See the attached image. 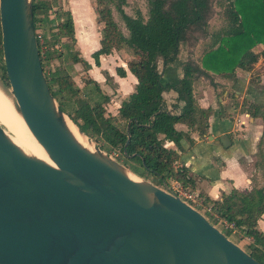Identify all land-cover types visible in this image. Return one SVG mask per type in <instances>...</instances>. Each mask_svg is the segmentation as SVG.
<instances>
[{"label": "water", "instance_id": "water-1", "mask_svg": "<svg viewBox=\"0 0 264 264\" xmlns=\"http://www.w3.org/2000/svg\"><path fill=\"white\" fill-rule=\"evenodd\" d=\"M0 39V92L51 162L0 125V264H261L202 212L94 146L62 112L40 64L31 0H0Z\"/></svg>", "mask_w": 264, "mask_h": 264}, {"label": "trees", "instance_id": "trees-1", "mask_svg": "<svg viewBox=\"0 0 264 264\" xmlns=\"http://www.w3.org/2000/svg\"><path fill=\"white\" fill-rule=\"evenodd\" d=\"M213 0H147L146 15L139 10L126 14L122 6L125 0H90L99 31V47L90 57L98 65L100 55L112 50H122L127 57L125 66L135 78L133 90L124 97L111 115L104 103L107 96L100 92L95 80L82 77L78 84L69 72L71 64L79 63L83 72L89 63L75 49L73 25L65 0H31L32 19L40 64L50 93L62 112L96 145L106 153L117 151L118 158L133 173L160 185L167 179H175L191 190L194 177L182 164L175 149L166 147L172 142L182 151L180 141L192 142L189 134L198 137L206 134L209 107L197 105L192 89L199 77L209 78V72L234 81V70L250 71L257 60L264 56V0H222L226 22L217 30L208 32ZM116 10L125 33L112 16ZM39 27L41 47L36 35ZM199 32L211 40L206 42L198 56L187 50V58L177 61L181 43ZM196 37V36H195ZM196 39V38H195ZM67 60L70 64L47 67L51 59ZM178 63L181 75L171 82L160 77L159 64L164 67ZM47 68H46V67ZM119 77L124 68L115 67ZM105 73V72H104ZM106 75V74H105ZM0 78L7 84L0 39ZM91 84L92 89L85 87ZM172 89L181 103L179 111L168 112L163 104L162 92ZM240 111L251 117H260L264 130V107L243 101ZM175 123L186 126L177 130ZM128 135V142H124ZM254 166L260 169V183L247 191L231 188L221 192L218 199H210L199 192L209 211L204 212L212 224L225 221L231 227H220L229 237L233 232L249 238L244 250L264 264V233L257 227V220L264 212V138L257 143ZM147 179V178H146Z\"/></svg>", "mask_w": 264, "mask_h": 264}, {"label": "crops", "instance_id": "crops-1", "mask_svg": "<svg viewBox=\"0 0 264 264\" xmlns=\"http://www.w3.org/2000/svg\"><path fill=\"white\" fill-rule=\"evenodd\" d=\"M64 8L68 9L71 16L74 47L79 56L90 65L86 70L90 78L96 73L95 69L100 64L101 72H97L92 79L97 82L100 92L107 96L104 107L105 104L109 105L108 101L114 102L113 106H109L111 108L105 107L107 112L114 115L122 96L130 93L135 83V78L128 74L124 54L122 50H112L107 55H100L99 64L94 65L90 54L99 47V31L90 0H65ZM187 54L186 52L185 57L180 59L178 51L177 61H183L187 58ZM112 56H115L119 63L123 62V65H117L124 68L125 75L112 79L114 92H104L105 88L101 84L102 76L106 71L104 63ZM209 74L211 80L199 77L192 89L197 105L211 109L207 119L206 134L198 137L196 132H191L189 136L192 142L183 139L180 141L182 151H179L172 142H166L165 146L176 150L179 155L177 163L184 165L193 175L195 182L193 191L198 194L203 193L210 199H218L221 192H228L231 188L247 191L254 184L260 183V169L254 166V161L258 151V140L261 136L264 138L262 120L260 117H251L241 112L240 105L243 101H247L264 107V56L257 60L250 71L235 69L234 81L216 76L212 72ZM180 75L181 69L178 63L164 66V81L171 82ZM123 80H127V85L123 84ZM208 85L212 87V96L209 94ZM89 88L87 85L86 89ZM111 93L114 94L109 98ZM162 100L164 107L170 108L173 112L179 111L181 103L177 101L176 92L172 89L162 92ZM174 127L177 130H186V126L181 123H175ZM259 223L262 225V230ZM257 227L264 233V212L257 220Z\"/></svg>", "mask_w": 264, "mask_h": 264}, {"label": "rangeland", "instance_id": "rangeland-1", "mask_svg": "<svg viewBox=\"0 0 264 264\" xmlns=\"http://www.w3.org/2000/svg\"><path fill=\"white\" fill-rule=\"evenodd\" d=\"M224 2L222 0H213L212 1V8H211V13H210V17L208 18L207 20V26H208V32H211V31H214V30H217L219 29L225 22V18L223 16V4ZM112 8V16L114 18V20L116 21V23L120 26L121 30L125 33V29L123 27V23L119 17V14L116 12V10L111 6ZM122 9L123 11L128 14V15H134L135 11L136 10H139L141 12V14L143 16L146 15V9H147V0H125V3L124 5L122 6ZM39 27L36 28V30H38V34L37 35H41V33L39 32ZM209 33H206L205 36H201L199 32L193 34L192 37H189L186 42H183L181 43L180 47H179V57L180 59L184 58L185 57V54L187 52V48L189 46L192 47L191 49V55L192 57L193 56H198L199 52L201 51L203 45L206 43V42H209L211 40V36L208 35ZM196 36V37H195ZM196 38V39H195ZM41 43V47L44 48L45 44L43 43L42 39L41 41H39ZM113 54V53H112ZM127 57V55L124 53L123 55V58L125 59ZM113 58V59H112ZM112 58L108 57V59L105 61L104 63V70L105 73L104 75L102 76V79H101V84L102 86H104L105 90L104 92H114V88H113V81L112 79L113 78H117L119 77L116 72H115V67L118 66L117 64H120V65H123V62L122 63H119L118 60L116 59L115 56H112ZM91 62H92V59H91ZM104 62V61H103ZM67 64H70L67 60H60V59H51L47 65V67H49L50 69H52L53 67L55 66H65ZM46 67V66H45ZM46 67V68H47ZM71 70L69 69V72L72 73L74 75V79L75 81L78 83V84H81V81H82V77L84 76V78H88V72H83L82 70V67L80 64L76 63L74 64V67H73V64H71ZM100 68V64H99V67L97 69H95L96 73L97 72H101L102 69H99ZM127 68V67H126ZM127 71H128V74L134 79V76L132 75V73L130 72V70L127 68ZM95 73V74H96ZM159 73H160V77L162 80H164V67L160 66L159 64ZM90 75L92 78L93 76H96V75ZM106 74V75H105ZM172 77H169V79H171ZM256 78V77H255ZM251 83V82H250ZM123 84L127 85V80H123ZM90 87V89H92V85L91 84H88V88ZM210 90H209V94L212 96V87H210V85L207 86ZM87 88V86H86ZM132 90H133V85H132ZM207 88V89H208ZM114 93H111L109 94V98L113 96ZM214 97H215V92H214ZM126 97V95H123L122 96V99ZM116 99V97L114 98ZM121 99V100H122ZM109 105L105 104V107L106 109L107 108H111L109 106H113L114 105V102L113 101H108L107 102ZM14 126L13 128H9L7 126V124H5L3 121L0 120V125L2 126V128L6 131V133L10 134L12 133L13 135H17V136H23L24 135V132H23V129H22V125H21V122L20 120L15 117V120H14ZM92 144L94 146H97L96 143L94 141H92ZM117 151H111L109 153V155L111 157H113L114 159L118 160L119 162H122V160L120 158H118V155H117ZM124 165V164H123ZM125 166V165H124ZM126 167V166H125ZM126 169L129 170V168L126 167ZM130 171V170H129ZM136 175V174H135ZM137 176V175H136ZM139 178H144V177H140V176H137ZM260 177V176H259ZM146 178L147 180H151L153 181V177L150 176V175H146ZM144 178V179H146ZM261 178H259V181ZM163 183H161L160 185L158 186H161ZM201 199H203L202 196H199ZM216 227H218L220 229L221 227V223L218 221L216 222V224H214ZM260 229L262 230V225L261 223L258 224ZM229 239H231L233 242H235L236 244H238L240 247H242L244 249L245 245L247 242H249V238L247 237H240L237 233L233 232L232 234L229 235L228 237Z\"/></svg>", "mask_w": 264, "mask_h": 264}, {"label": "bare ground", "instance_id": "bare-ground-1", "mask_svg": "<svg viewBox=\"0 0 264 264\" xmlns=\"http://www.w3.org/2000/svg\"><path fill=\"white\" fill-rule=\"evenodd\" d=\"M15 117H17L20 120L24 135L17 136L10 133L9 135L12 141L15 144H17L20 148H22L23 151L32 154L38 158H41L48 163H51L50 160L45 155L42 148L40 147V145L34 140V138L27 130L20 116L14 111L10 100L0 92V120L3 121L5 124H7L9 128H13L15 127L14 126ZM67 123L75 139L82 145L91 149L92 148L91 144L87 141V139L84 136H82L77 132L74 124H72L70 120H68Z\"/></svg>", "mask_w": 264, "mask_h": 264}, {"label": "built area", "instance_id": "built-area-1", "mask_svg": "<svg viewBox=\"0 0 264 264\" xmlns=\"http://www.w3.org/2000/svg\"><path fill=\"white\" fill-rule=\"evenodd\" d=\"M39 41H41L42 37L40 35H36ZM162 189L176 194L179 196L183 201L188 203L193 208L199 210L204 214V212H208L209 208L207 205L203 203V199L199 197V194L196 191H193L187 187L182 186V184L175 180V179H167L163 184L160 186ZM221 226L223 227H231V224H227L225 221H219Z\"/></svg>", "mask_w": 264, "mask_h": 264}]
</instances>
